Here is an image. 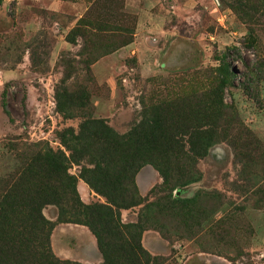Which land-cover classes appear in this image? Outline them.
I'll return each instance as SVG.
<instances>
[{
	"label": "rangeland",
	"instance_id": "obj_1",
	"mask_svg": "<svg viewBox=\"0 0 264 264\" xmlns=\"http://www.w3.org/2000/svg\"><path fill=\"white\" fill-rule=\"evenodd\" d=\"M149 114L168 183L143 163L140 203L119 220H144L139 243L156 264H264V0H1L0 198L23 152L69 155L62 130L97 119L125 135ZM87 167L66 169L77 199L107 204L80 177ZM39 210L73 258L49 239L55 257L102 261L87 226Z\"/></svg>",
	"mask_w": 264,
	"mask_h": 264
},
{
	"label": "trees",
	"instance_id": "obj_2",
	"mask_svg": "<svg viewBox=\"0 0 264 264\" xmlns=\"http://www.w3.org/2000/svg\"><path fill=\"white\" fill-rule=\"evenodd\" d=\"M160 118L149 114L125 135H117L100 120L84 119L76 134L67 129L58 134L69 155L47 145L23 152L25 169L0 198V264H80L58 259L51 253L49 234L53 222L39 210L47 203L57 207V222L88 227L102 256L98 264H156L157 257L150 256L139 243L140 234L147 227L144 220L122 223L118 210L140 203L133 183L138 167L145 162L154 164L156 159L163 164L166 158L165 148L152 142L153 124L161 123ZM185 128L181 131L187 132ZM36 145L41 144L33 143ZM81 159L92 167L82 168L80 177L103 195L107 204H84L77 199L75 179L66 169L69 161ZM158 162L155 167L166 185L169 174ZM195 178L187 176L185 181L166 188L171 190ZM32 185L36 192L28 195Z\"/></svg>",
	"mask_w": 264,
	"mask_h": 264
},
{
	"label": "crops",
	"instance_id": "obj_3",
	"mask_svg": "<svg viewBox=\"0 0 264 264\" xmlns=\"http://www.w3.org/2000/svg\"><path fill=\"white\" fill-rule=\"evenodd\" d=\"M50 245H51V249L52 251L55 253V255L61 257V258H68V257H71L73 258L72 256H70L69 254H67L66 252H64L63 250H55V248L53 247V244H52V234L50 235Z\"/></svg>",
	"mask_w": 264,
	"mask_h": 264
}]
</instances>
